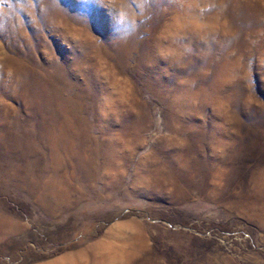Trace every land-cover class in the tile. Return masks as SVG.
Returning a JSON list of instances; mask_svg holds the SVG:
<instances>
[{"label":"rangeland","instance_id":"374dc122","mask_svg":"<svg viewBox=\"0 0 264 264\" xmlns=\"http://www.w3.org/2000/svg\"><path fill=\"white\" fill-rule=\"evenodd\" d=\"M264 264V0H0V264Z\"/></svg>","mask_w":264,"mask_h":264},{"label":"bare ground","instance_id":"6f19581e","mask_svg":"<svg viewBox=\"0 0 264 264\" xmlns=\"http://www.w3.org/2000/svg\"><path fill=\"white\" fill-rule=\"evenodd\" d=\"M56 264H58V263H56Z\"/></svg>","mask_w":264,"mask_h":264}]
</instances>
